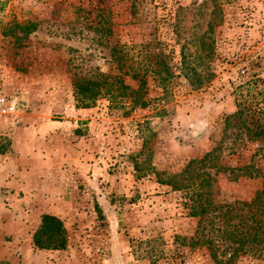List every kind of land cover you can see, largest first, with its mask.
Returning a JSON list of instances; mask_svg holds the SVG:
<instances>
[{"label":"rangeland","instance_id":"rangeland-1","mask_svg":"<svg viewBox=\"0 0 264 264\" xmlns=\"http://www.w3.org/2000/svg\"><path fill=\"white\" fill-rule=\"evenodd\" d=\"M82 80L102 84L87 109ZM0 91L19 101L0 137V264H215L192 246L187 192L161 182L223 145V171L192 176L210 174L215 205L263 190L264 138L243 123L264 117V0H0ZM222 211L216 229L249 230ZM47 214L66 250L35 247ZM220 236L228 258L239 243ZM231 264H264V245Z\"/></svg>","mask_w":264,"mask_h":264},{"label":"trees","instance_id":"trees-1","mask_svg":"<svg viewBox=\"0 0 264 264\" xmlns=\"http://www.w3.org/2000/svg\"><path fill=\"white\" fill-rule=\"evenodd\" d=\"M205 78L201 76L198 78L199 86H202ZM75 96L82 108H91L102 93V84L98 81L82 80L74 85ZM145 106V104H144ZM247 109H240L232 116L243 119ZM253 118L250 122L253 128L247 125V119H244V127L248 129V136L264 138V117ZM255 129V131H253ZM223 145H219L212 151L208 152L203 159L191 161L181 175L174 176L172 179L161 182L173 188L175 191H186L188 202L190 206V216L199 218L200 230L202 228V235L197 238L196 243L192 246H206L210 251L211 258L215 264H231L234 257L239 252L247 253L250 246L264 245V183L263 190L258 192L251 202H236L234 206L227 207L226 211L222 210L224 206H216L212 198V191H206L204 188L211 185V176L209 173H204L201 176L196 175L193 178V170L196 166L201 165L203 168L217 167L218 171H223V166H219L217 161L223 153ZM254 167V166H252ZM256 173H260L256 170ZM202 176H204L202 178ZM257 176V175H256ZM237 210L235 215L233 214ZM217 211H222V218H229L241 215V223L249 227L245 230L242 237L236 236L228 231L219 230L215 228L216 219L219 216L215 214ZM214 234H213V231ZM217 231V232H216ZM206 232H209L208 234ZM226 235L231 237V241L239 243L237 248H234L231 255L226 258L227 254L219 253V248L223 246L225 239L219 235ZM220 239V240H219ZM34 245L40 250L48 251H63L67 249L68 235L63 221L54 215H43L40 227L34 234ZM221 243V244H220ZM226 258V259H225Z\"/></svg>","mask_w":264,"mask_h":264},{"label":"built area","instance_id":"built-area-1","mask_svg":"<svg viewBox=\"0 0 264 264\" xmlns=\"http://www.w3.org/2000/svg\"><path fill=\"white\" fill-rule=\"evenodd\" d=\"M19 101L0 91V137L8 128L10 122L18 116Z\"/></svg>","mask_w":264,"mask_h":264}]
</instances>
